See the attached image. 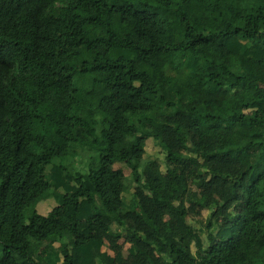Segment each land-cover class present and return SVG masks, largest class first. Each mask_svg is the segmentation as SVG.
<instances>
[{"label": "trees", "instance_id": "16d2710c", "mask_svg": "<svg viewBox=\"0 0 264 264\" xmlns=\"http://www.w3.org/2000/svg\"><path fill=\"white\" fill-rule=\"evenodd\" d=\"M0 264H264V0H0Z\"/></svg>", "mask_w": 264, "mask_h": 264}, {"label": "rangeland", "instance_id": "374dc122", "mask_svg": "<svg viewBox=\"0 0 264 264\" xmlns=\"http://www.w3.org/2000/svg\"><path fill=\"white\" fill-rule=\"evenodd\" d=\"M236 60H237V57L234 56L233 61H236ZM224 144H225V140H221L218 143V147L222 148ZM143 148H144L145 154L141 160L142 172H146L147 174L160 178L165 187L169 186L170 184H173L175 177L171 171L166 169L165 153L162 150V148L155 142L153 138H150V137L144 138ZM182 148L186 156L190 157L192 159V162L197 167H201L202 164L197 161L196 155L193 152V148L187 145H183ZM115 168L122 169L125 172V174L128 176L129 182H132L131 181L132 171L126 164L116 163ZM133 186H136V183H133ZM204 186H205L204 180H201V181H198L197 183L192 184L189 190L187 191V193L183 197V203L186 205L190 204L193 199V193L195 191H199L203 189ZM55 204H57V202L54 198H48L46 200L39 202V204L37 205V210L42 214L48 213L52 210ZM210 213H211V210L206 209L204 211V216L207 217L208 215H210ZM196 228L197 226L193 228L194 233H195V241H193L192 243H189V242L185 243L186 248L189 249V251L191 252L193 256H196L199 250H202L203 248L207 247L209 244L207 237L200 235L197 232ZM112 234L115 237H117V239L121 243L124 244V252L128 254V249L130 245L128 243H125V238L122 236V227L118 224H114L112 228Z\"/></svg>", "mask_w": 264, "mask_h": 264}, {"label": "crops", "instance_id": "0c3cea01", "mask_svg": "<svg viewBox=\"0 0 264 264\" xmlns=\"http://www.w3.org/2000/svg\"><path fill=\"white\" fill-rule=\"evenodd\" d=\"M56 205H57V204H55V206H56ZM55 206H54V207H55ZM54 207H53V208H54ZM53 208H52V209H53ZM48 213H49V212H48ZM48 213H44V214L47 215ZM124 254H125L126 256L128 255V254H126L125 252H124Z\"/></svg>", "mask_w": 264, "mask_h": 264}]
</instances>
